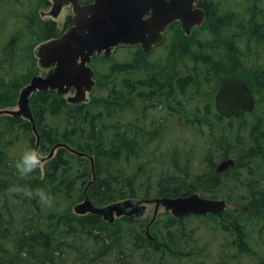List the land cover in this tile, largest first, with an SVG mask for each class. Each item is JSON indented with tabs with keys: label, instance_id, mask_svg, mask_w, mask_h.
Instances as JSON below:
<instances>
[{
	"label": "trees",
	"instance_id": "obj_1",
	"mask_svg": "<svg viewBox=\"0 0 264 264\" xmlns=\"http://www.w3.org/2000/svg\"><path fill=\"white\" fill-rule=\"evenodd\" d=\"M208 9L211 13V20L224 22L225 19L217 16L214 10L211 11V7ZM216 27H219L217 32L215 30L217 37L221 27ZM171 28L173 32H178L179 28L175 25ZM233 37H236V34L230 40L225 36L218 48L220 52L217 53V56L221 53L222 59H227L233 64L234 69L230 72H223L219 67L216 69V65L208 63V60L212 59L210 56L212 53L208 49L212 48H207L199 42L193 44L189 41L191 39L188 38V40L183 36L182 69L187 64L189 65L190 60L193 59L195 62L191 71L197 70L198 72H182V77H180L169 70L174 67L169 63L162 70L151 66L144 69L140 65L145 72L139 70V65L132 63H113L109 72L102 74L99 70L95 71L98 82L91 94L93 98L87 104L71 105L56 92H37L31 99V105L37 130L41 136L39 148L41 157L48 156L52 148L61 143L69 144L80 152L94 156L97 179L87 193L96 206L152 196L185 197L208 186L210 181L206 180V176L203 175L194 178L197 186L190 185V188L182 190V185H174L179 181L178 179L162 174L163 179L158 186L159 190L156 191L151 186L139 188L143 179L152 173L151 163L153 161L152 158L145 155L148 152L146 147L158 138L161 139L167 133L169 125H172L169 121L148 122V116L155 103H162L177 110L176 103L180 101L181 89V102L200 106L202 102L205 103L212 97V93L219 88L224 79L228 77L227 75L242 78L254 94H260V91L264 92V72L256 71L253 67H250L251 72H236L237 46L233 42ZM175 38L178 40L177 36ZM258 38H260L258 41L264 40L262 36H258ZM210 43L211 41L207 42L208 45ZM200 49L206 50L199 54ZM136 53L139 57L147 59V56L139 48ZM102 60L110 61L104 57L96 58L94 61ZM239 64L242 65L240 61ZM133 73L134 75H132ZM141 73H143L141 76L146 78L134 79L136 74ZM30 74L28 78L32 77ZM28 78L24 82L27 83ZM16 86L18 84L4 87V89L11 88L14 91ZM12 94L14 95V93ZM1 100L10 102L9 92L1 91ZM4 105H9V103L0 102V109ZM207 106L211 117L220 122L226 120L214 112L211 104ZM170 114L175 118L176 114L172 112ZM247 115L249 114L243 113L238 119L226 121L234 123L242 118L245 119ZM210 116L206 115L204 119L209 122ZM208 122L204 121L207 124ZM260 129H262L261 126L258 130L253 129L247 136L239 137L237 134L234 139L235 143L230 142L232 137L229 136L230 139L225 142V149H229L232 145L235 146L237 152H242L246 142V146L250 147L251 151L246 154L238 153L236 158L245 161L248 167L264 169V137H261L264 136V132ZM22 139L29 141V148L35 149L36 137L33 134L32 124L22 118L0 116V264H60L61 247H67V244L59 237L58 240L54 238L55 234L48 229L50 227L46 223L47 218L55 222L57 220V225L67 229L69 232L64 235L66 238L71 237L73 242L77 240V242H81V236L98 230L104 224L103 219L95 214L71 215L74 205L84 200V193L92 180L90 161L61 148L52 160L42 163V166L31 175L20 177L15 169V162L21 155H16V153L12 155L11 148L21 145L18 143ZM219 141L223 143L224 140ZM141 160L143 164H136V161ZM245 163L236 164L221 174L220 176L226 179L225 183H221V188L217 190L216 184L212 183L210 185H214L212 190L205 189L203 196L215 199L225 198L231 204H240L237 201L234 202V198L240 197L246 201L249 195L254 196L256 190L248 185V181L239 184L233 182L234 186L229 187L231 177L228 173L241 170L245 167ZM171 165H173L172 162ZM212 177L211 175L210 179ZM29 188L46 190L53 198L51 206L42 205L37 199L27 196L25 190ZM227 190L229 193L224 192ZM257 191L261 192L259 189ZM140 192L144 194L142 195ZM16 194L20 200H23L22 206L25 207V214L31 215V217L21 218L23 223L18 226L20 229L13 232L16 216L8 210L9 201L13 200L11 197ZM244 204L255 206L258 211L256 213L264 215V195L253 203ZM58 207L63 208L62 212ZM209 217L218 218L215 215H209ZM122 219L129 226L138 222L135 217ZM169 221H171L170 226L168 224V227L164 226V229L179 231L178 233L169 232V238L153 235L157 238V242H154L144 235V229L140 231L142 238L137 237L136 240L145 245L144 251L147 250L164 259L167 256L172 258L174 255L182 256V250H180L182 244L178 241H176L177 243L173 242L174 236L182 235V219L171 218ZM109 225L108 238L117 232L115 230L117 223ZM234 230H236L235 238L238 239L237 242H234L235 245L247 246L244 231L237 227ZM124 244V242L112 239L103 241L102 254H107L106 251L113 248L121 253L124 250ZM240 248L241 251H245L244 247Z\"/></svg>",
	"mask_w": 264,
	"mask_h": 264
},
{
	"label": "rangeland",
	"instance_id": "obj_2",
	"mask_svg": "<svg viewBox=\"0 0 264 264\" xmlns=\"http://www.w3.org/2000/svg\"><path fill=\"white\" fill-rule=\"evenodd\" d=\"M36 2L43 3L42 11L47 12V15L51 8L47 7L46 3L44 4L45 0H31V4H35ZM208 2V4H211V11L214 10L217 16L227 21L226 26L232 22L231 26L234 27L232 29H225L226 32L239 29L240 27L251 31L261 28L260 36L264 37V0H260V2L250 0H242L241 2H236L235 0H208ZM27 6H30L29 0H27ZM36 11H38V8H36ZM73 16V9L70 6H65L60 16L55 19L58 33L62 32L64 27H67L65 20L67 18L71 20ZM50 18L52 17L47 16L45 20ZM196 32V41L207 43L213 39V36L207 29ZM13 33L11 30L10 42L15 37ZM182 34L184 32L181 28L178 29L177 33H169L165 44L157 48L152 55H146L147 59L137 55L138 48L124 46L114 51L112 58L109 59L110 61H94L92 67L95 71L99 70V72L104 74L109 72L113 63L128 62L137 66L141 65L144 69L149 66L156 67L157 70L165 69L163 67L169 63L170 66H174L173 68H169V70L181 76L182 72L179 71L182 69ZM176 36L178 40L175 38ZM254 36L255 34H252L243 37L241 40L239 39V43L237 41V48H239L240 57L248 60L249 67H253L259 72H264V40L258 41L260 38L257 39ZM7 39L5 38L7 43L0 40L2 42L0 44V92H9L10 102L4 100L0 102L9 103V105H4L1 109L17 110L21 90L30 82L33 75L45 73L39 66L35 50L46 38L45 33L40 32L37 35L32 33L24 42L17 41L18 39H16L17 42H12L10 45H8ZM187 42L189 43V41ZM8 48L11 53H6L5 55L4 49ZM205 50L200 49L198 53L202 54ZM208 51L212 53L210 54L212 59L208 60V63L211 65H216L217 61L218 63L221 61L222 65L227 63V59H222L221 53L219 58L213 55H218L217 53L220 52L218 49L212 48L208 49ZM5 57L10 59H6ZM194 62L195 60L191 59L189 65L187 64L182 70H191ZM141 66L139 70L144 71L143 68L141 69ZM29 74L32 77L28 78ZM142 74H136L134 79L140 77L146 78L141 76ZM227 76L229 77V75ZM26 78H28L27 83L24 82ZM95 79L97 80L96 75ZM14 84H18L14 91L11 88L8 90L4 89V87ZM216 91L217 89L212 93V97L207 99L205 103L202 102L200 106H195L194 104L187 105L181 101L176 103L178 106L177 110L162 103H155L152 106L148 122L153 121L155 123L157 120H161L169 121L172 125H169L167 133L161 139L158 138V140L146 147L148 148V152L145 155H148L153 161L151 163L152 173L143 179L139 188L151 186L154 190H159L158 186L162 182L163 178L161 176L163 174L178 179L179 181L174 183V185H182V190H184L190 188V185L197 186L194 178L204 175L206 176V180L210 181V184L193 193L205 195V189H211L216 184V189L218 190L221 188V183H225L226 179L217 172L220 162L227 158H233L236 162L235 165L245 163L242 159L236 158V155L238 153L246 154L251 151L250 147L246 146L247 143L245 142L244 148L241 150L242 152H237L235 146L232 145L226 150L225 142L231 136L230 142L235 143L234 139L237 134H239V137L241 135L247 136L253 129L258 130L260 126L262 127L260 130L264 132V92L260 91V94H254L256 97V107L252 113H249L245 119L242 118L237 122L228 123L226 120L218 121L214 117H211L208 112L207 105L211 104L212 109H214ZM70 95H74V93ZM92 98V95H88L89 101ZM170 112L176 114L175 118L171 116ZM206 115L210 116L209 122L204 119ZM6 116L1 115L3 118H6ZM204 121L208 122V124L204 123ZM21 136L23 135L21 134ZM221 139L224 140L223 143H220L219 140ZM20 143L21 145L18 147L11 148L12 155L14 153L21 155L30 146L27 140L23 141L22 139L18 144ZM171 162L173 165H171ZM136 164H143V161H136ZM211 175L213 176L212 179H210ZM228 175L231 177V180H229L231 182L230 188L234 186L233 182L239 184L248 181V185H251L252 189L256 190L255 195H249L248 200L245 201V199L237 197L238 195L236 194L237 196L235 197L237 198H234V202L237 201L240 204H231L227 200V210L221 216H216L218 217L216 219L210 218L209 215L183 218L182 235L179 236L178 234V236H174L175 240H173L174 243L178 241L182 244V248L180 249L182 250V256L179 255L177 257V255H174V258L167 256L165 259L161 256H155L147 250L144 251L145 245L136 240L137 237L142 238L140 231L143 229L144 235H147V225H149L155 215V204H146V212L134 225L129 226L121 217H116L115 223H117V228L115 230L117 232L108 238L109 231L107 229H109L108 226L110 225L107 221L103 220V226L98 228V230L81 236V242H77L78 240L73 242L71 237L66 238L64 234L69 231L57 225V220L55 222L47 218L46 220L48 221L46 223L50 227L48 229L53 231L55 234L54 238L58 240L59 237L61 241L67 244V247H61L60 264H263L264 215H258L255 206L244 203H253L264 195V169L251 168L246 166L245 163V167L241 170L229 172ZM212 183L214 185L210 186ZM153 189H151L152 192H154ZM258 189L261 192H258ZM224 192L229 193V190ZM11 198L13 200L9 201L11 207L9 206L8 211L16 216L13 227V232H15L20 229L18 226L23 223L21 218L31 217V215L25 214V207L22 206L23 200L21 199V201L17 194L12 195ZM154 198L156 197L152 196L149 199ZM131 200L136 203L140 199ZM74 207L71 212L72 216L77 215ZM58 209L62 212L63 208L58 207ZM171 218H174L171 212L161 207L158 211L157 222L151 226L150 234L169 238V232L178 233L179 231L174 229H164V226L166 228L168 224L170 226L171 221L169 220ZM235 227L244 231L247 246L238 245V247L235 245L234 242L238 241L235 238ZM111 239L124 242V250L120 253L119 250H113V248L106 251L107 254H102L103 241H110ZM240 247H244L245 251H241L243 249Z\"/></svg>",
	"mask_w": 264,
	"mask_h": 264
},
{
	"label": "water",
	"instance_id": "obj_3",
	"mask_svg": "<svg viewBox=\"0 0 264 264\" xmlns=\"http://www.w3.org/2000/svg\"><path fill=\"white\" fill-rule=\"evenodd\" d=\"M54 1L57 3L54 15L58 16L62 8L61 1L64 0ZM65 1L73 5L74 26L62 37L44 43L36 50L39 66L50 70L45 75L33 77L22 89L17 110H0V116L24 118L32 123L33 132L37 137V150L41 144V136L31 107V97L34 93L56 91L59 96L67 97L75 90L74 96L67 97L68 103H85L88 93H91L96 85L91 67L95 56L104 54L106 58H110L114 50L121 45H140L144 53L148 54L156 44L163 41V33L175 21H180L187 33L194 26H202L205 21L204 11L193 10L195 3H202L203 0H94L86 6H81L77 0ZM254 107V95L243 80L229 78L221 85L216 96V109L221 116L228 119L238 118L243 112H252ZM60 148L90 160L93 179L89 186L92 185L97 177L94 157L72 148L69 144L56 145L47 157H42V162L52 159ZM234 165L233 159H226L219 164L217 172L224 173ZM85 196V200L74 207L75 213L96 214L110 223H113L116 217H142L146 212V204H155L156 207L152 223L161 207L177 218L217 215L227 209L226 200L205 198L199 194L145 199L137 203L126 200L104 207L95 206L87 192ZM147 234L150 236L149 227Z\"/></svg>",
	"mask_w": 264,
	"mask_h": 264
},
{
	"label": "flooded vegetation",
	"instance_id": "obj_4",
	"mask_svg": "<svg viewBox=\"0 0 264 264\" xmlns=\"http://www.w3.org/2000/svg\"><path fill=\"white\" fill-rule=\"evenodd\" d=\"M81 5H88L90 3L93 2V0H77ZM30 2V6H27V0H0V40L5 41V38H8V45H10V43L12 44V42H17V41H21L24 42V40L28 39V36H30L32 33L34 35L40 34V32H44L45 33V38H48L47 40H51L54 38H58L61 35H63L65 33L66 30H68L71 25L73 24V18L70 20L69 18H67L65 20L67 27H64L62 32L58 33V27L56 24V18H58L63 10V8L65 6H70L72 8V6L70 4H66L65 1H62V10L60 11V13L58 14V16L54 15V9L55 6L57 5V3L54 0H45L44 4L46 3L47 7H50V11L49 13L46 15L47 12L42 11L43 8V3L41 2H36L35 4H31V0H29ZM208 0L203 1L202 3H197L196 4V8L200 9V10H204L205 14H206V21L205 23L201 26H194L189 33H187L185 31V29L183 28V25L181 22L176 21L174 23H172L165 32V38L164 41L159 44L158 46H156L153 50V52H151L149 55H152L157 48L161 47L163 44H165L166 42V37L169 35V33H173L172 31V26H176L178 28H181V30L184 32V34H182L184 37H187L191 40H189L190 42H192L193 44L195 42H199L201 44H203L204 46H206L207 48H215L218 49L220 46V42L223 40V38H228L230 40V38H232L233 35L236 34V37H233V42L234 44L237 46V41L239 43V41L247 36V35H252L255 34L254 37H256L258 39V36H260V32H261V28H258V30L256 31H251L249 29H243L240 26L239 29H234L233 31L230 30V32H226L225 29L230 28L232 29L234 26L232 25V22L226 26V20H224V22H219V21H213L210 19V10L208 8L211 7V4H208ZM36 8H38V11H36ZM73 9V8H72ZM212 9V8H211ZM39 12V14H38ZM45 13V15H44ZM47 16H51L52 18L45 20ZM213 18V17H212ZM223 25V26H222ZM216 26H222L221 30H219V33L217 34V37L215 36L217 30L219 27ZM210 29H208V28ZM205 30L207 29V31L213 36V39L211 40V43L208 45L207 43H202L200 41H196V31H201V30ZM11 30L14 32L13 34H15V37L11 40L10 42V34H11ZM29 30V32H28ZM216 30V32H215ZM225 30V31H224ZM186 35V36H185ZM16 39H18L16 41ZM240 39V40H239ZM46 40V41H47ZM259 40V39H258ZM2 42H0L1 44ZM5 43H7V41H5ZM213 44V45H211ZM237 48V47H236ZM239 48H237V58L238 60H236V64H237V68H236V72H251L250 67L248 66V60H244L242 59L239 53ZM5 51V55L6 53H11L8 49H4ZM217 56V55H215ZM219 58V56H217ZM6 59H10L5 57ZM239 61L241 62L242 65L239 64ZM222 62H220V64L218 65V61L216 64V69H218V67L223 71V72H230V70L234 69L233 64H231L228 60L227 63L225 65L221 64ZM256 71H258L257 69H255ZM46 72V71H45ZM179 72H198L197 70L195 71H191L189 69H184V70H180ZM182 77V74L181 76ZM180 97L182 98V89L180 92ZM179 97V100L181 101V98ZM131 218V217H130ZM178 219V218H177ZM156 221L151 225H155ZM150 224V223H149ZM150 240H153L154 242H157V238H155V236L152 235V237L150 238Z\"/></svg>",
	"mask_w": 264,
	"mask_h": 264
},
{
	"label": "clouds",
	"instance_id": "obj_5",
	"mask_svg": "<svg viewBox=\"0 0 264 264\" xmlns=\"http://www.w3.org/2000/svg\"><path fill=\"white\" fill-rule=\"evenodd\" d=\"M42 166L41 153L34 148L26 149L15 162V169L20 177H28ZM26 195L35 198L42 205L51 206L52 196L44 189H26Z\"/></svg>",
	"mask_w": 264,
	"mask_h": 264
},
{
	"label": "bare ground",
	"instance_id": "obj_6",
	"mask_svg": "<svg viewBox=\"0 0 264 264\" xmlns=\"http://www.w3.org/2000/svg\"><path fill=\"white\" fill-rule=\"evenodd\" d=\"M90 186H91V185H90ZM90 186L88 185V187H87V189H86V191H85V192H88V190H89Z\"/></svg>",
	"mask_w": 264,
	"mask_h": 264
}]
</instances>
